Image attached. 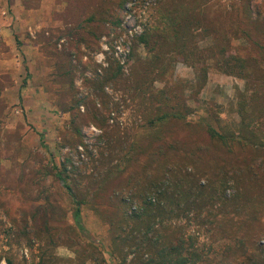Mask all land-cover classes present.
Here are the masks:
<instances>
[{"label":"rangeland","instance_id":"1","mask_svg":"<svg viewBox=\"0 0 264 264\" xmlns=\"http://www.w3.org/2000/svg\"><path fill=\"white\" fill-rule=\"evenodd\" d=\"M118 1L0 0V264H120L109 256L110 223L124 210L120 198L133 188L132 211L155 202L148 183L160 179L165 161L186 167L171 174L194 175L205 201L209 186L227 180L226 194L236 200L185 211L183 205V212L163 217L158 236L189 238L199 255L224 262L240 241L251 253L264 242V146H223L206 130L212 114L226 127L237 123L235 96L245 81L208 70L213 39L200 29L183 39L184 52L165 54L162 62L136 45L165 0H127L117 23L76 28L96 6L113 12ZM196 1L220 10L225 32L242 5ZM243 44L230 41L231 48ZM111 63L123 74L101 89ZM160 93L183 118L155 134L144 126ZM254 159L256 167L246 172ZM240 176L258 184L239 185ZM77 204L91 242L74 225Z\"/></svg>","mask_w":264,"mask_h":264},{"label":"trees","instance_id":"2","mask_svg":"<svg viewBox=\"0 0 264 264\" xmlns=\"http://www.w3.org/2000/svg\"><path fill=\"white\" fill-rule=\"evenodd\" d=\"M126 1L116 2L112 6L113 12L110 9L96 6L95 11L89 14L76 28L84 29L98 20H101L100 23L103 25L106 19H113L111 24L117 23L119 19L116 12L123 9ZM258 1L242 0L238 16L235 13V19H231L229 28L225 32L221 26L220 10H211L209 5L206 7L207 3L201 2L200 4L196 0H190V2L187 0H178V2L165 0L155 6V15L150 20V25L135 39L136 45L143 46L152 61L155 60L154 62H162L165 54L184 52L185 41L183 39L196 29L202 30L213 39V43L207 50L208 70L213 69L235 76L246 83L243 91H236L235 99L237 101L234 104V110L239 117L237 123L226 127L219 115L212 114V117L208 118L206 130L211 141L227 147H230L231 144L242 149L264 146L261 141L262 133L257 128L258 121L264 124V0ZM232 8L237 12L235 6ZM106 23L108 24V22ZM231 39L242 40L244 44L231 48ZM205 69L207 68L205 67ZM122 74L121 65L119 63L112 65L111 63L108 75L101 82L100 88L115 82ZM163 95L164 93L158 95L160 99L155 102L159 104L156 109L153 107L154 115L148 121V125L144 126L153 130L155 134L171 119L183 118L180 111L173 110V106L168 105L169 99H164ZM165 106L168 107L165 108ZM76 132L80 133V131ZM255 160L247 161V165L243 166L246 172L250 173L256 167ZM176 166L165 161L160 179L148 183L149 194L155 195V202L152 203L149 200L144 207L140 206L132 211L131 204L135 201L132 193L133 188H129L122 195L120 203L124 209L123 213L118 220H111L110 223L112 227L110 259L118 258L120 264H127L128 256L132 255L128 264H264V242L259 245L261 240L257 241L259 243L255 253L249 251L244 240L240 241L237 245L239 247L237 254H234L232 260L224 262L199 255L192 242L191 244L188 242L189 238L181 236L177 242H168L163 240L160 234L157 235L159 231L157 226L164 216L167 217L170 214L176 216L177 212L190 210L191 206L213 207L218 202L225 205L234 203L236 200L235 197L232 198L226 194L229 182L227 180L220 182L219 186H209L208 201H205L206 191L201 185H197L198 181L194 175H185L180 180L171 174L175 167V172H184L186 168L182 164H176ZM149 171L150 169H145L140 177L144 178V175L147 176ZM57 176L62 179L59 173ZM187 180L191 182H187ZM251 180L240 176L236 182L240 185L248 181L252 183ZM136 182L141 183L142 181L137 180ZM253 183L257 185L258 181ZM148 199H151L150 196ZM260 202L264 204V201ZM183 205L185 209L182 210ZM72 218L75 227L91 242L90 236L85 233L82 209L79 204H77ZM132 223L134 226L130 228ZM128 234L130 235L128 236ZM119 243H122L121 250ZM123 248L126 252H123Z\"/></svg>","mask_w":264,"mask_h":264}]
</instances>
